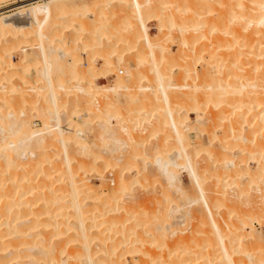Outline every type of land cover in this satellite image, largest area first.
I'll return each mask as SVG.
<instances>
[{"label":"bare ground","instance_id":"1","mask_svg":"<svg viewBox=\"0 0 264 264\" xmlns=\"http://www.w3.org/2000/svg\"><path fill=\"white\" fill-rule=\"evenodd\" d=\"M81 1H83V0H80V1L79 0H36L34 2L29 3L28 4L29 6L26 7V10L28 13L27 14V16H28L27 21L23 22L21 20L20 21H16V20L9 21L8 20V22L7 21L5 22L6 25L7 24L11 25V27H13V29L25 26L27 28L26 32L31 31L33 25L35 26L34 30H35V33L37 34L38 38H39V42L37 41L38 45H36V46H35V44L33 45V43H32V45H33L32 49H33V51H35L37 49L34 50V48L37 46L39 47V50H38L39 55L36 58L40 57L41 64H43L42 65L43 68H41L39 65V67L41 68V70L39 69L40 70L39 72L40 73L44 72L43 75H45V76H43V79L45 77L46 80L44 79L45 82L44 81H42V82L46 83V85L44 87H42L43 86L42 85L41 86L42 88L40 87L41 88L40 90L35 89L33 87L35 85L30 86L29 89L35 91L36 95L42 96L43 97V98L41 97L42 100L44 99V101L48 103V106H45V110H43V108H44L43 105H45L47 103H44V104L42 102L40 103V104H43L42 105L43 108L41 107V109L43 110L44 118L43 117L41 118L42 119V122H41L42 125H40L38 127L34 126L33 121L29 117L26 118L22 115V114L26 113V109H28V107L24 108L25 112H23L24 109H23L22 104H21V106H22L23 110L22 109H20V110L15 109L17 104H20L21 102L23 103V101H25L27 99L26 97H24V94L25 93L27 94V92H25V93L22 92L23 94H21V95L19 94V96H18V94L14 95L12 93H9L10 90H14L16 85L14 86V88H12L13 86L11 87V85H6V84H4V82H7V81L9 82L10 80H7V79L12 78L13 77L12 75L18 73V71H16L14 69L16 62L9 61L10 59L8 58L9 62L8 61L7 62L8 63L11 62V64H13V67H14V68H12L13 70L11 72H10V70H9V72H6L7 70L5 72L0 71V264H262V262L260 263L258 261L259 259H262V257L259 259H258V257L264 256V242L260 240V239L264 240V238H262V237L259 238L261 236L260 235L261 233L260 234L258 233V235H257L256 232H260V231H258V229H256L255 223H259L260 225H264V66H263L264 65V0H252L253 5L249 6L247 8V13L242 15V17L245 18V22L241 23V24L239 23L240 25L238 27L237 26L233 27L234 31H232L233 29L232 30L228 29L227 26H222V28H224L222 30V34H225V32H227V33L223 36H222V34H220L219 36H217V34H216L215 38L210 39L209 45L207 44V46H208L207 48L205 46V48L202 49V44L196 45V41L198 42V40L203 38L204 35L207 36L208 35L207 33L210 32V30H213L212 25H214V26L219 25L220 26L221 25L220 23H222V20L224 21V19H222L223 18L222 15L220 16L221 17L220 19L217 16H216V18H218V19L213 18V19H215V21H218V22H216L218 24H216L215 22L213 24L211 21L212 25L209 24V28L207 27V30L204 28L206 31L204 29H200V32L198 33L197 37L195 36V38L193 40L192 39L190 40L192 42L188 41L186 36H182L180 38V41L178 40L180 42V46H179V51H178V53H175L176 54L175 56L171 51H169L170 48H168L167 44L164 45V43H161L159 45L157 43V41L150 35V32L147 28L148 26H146L145 20H147L146 17H148V18L150 17L151 13H152V15L154 14V16H155V12L157 11V10H155V12L153 13L152 10H154V9L152 7L150 9L151 11L149 12L147 6H148L150 0H124V1L119 0V1H123L122 2L123 4H124V2H127V4H129V3L131 4V6H132L131 11L132 12L129 10L131 12V13L130 12L129 13L131 15L132 14L134 15V16L132 15V17H133L132 19H134V20H132L130 17L127 16L128 13L126 11H125L126 14L122 13V15L127 16L125 18L129 22L130 21L135 22V24L137 26L135 24L133 25V29L135 30V31L133 30V33H135L134 35L136 37L137 36L139 37L138 41L134 40L132 42V39H133L132 37L134 35L132 36V31L130 29L129 34H130V36H132V37L129 36L130 41H128V39L126 37V36H128L129 31L126 33L125 37H123L124 35L122 36V40L129 42V44H130V42H132L133 44H131V45L133 47L135 45L134 43H136V42L137 43L139 42L140 44L144 45V47L139 45V47H141L140 48L141 50L139 53H136L137 55H135V53H133V52H135V50H133L131 47V49L133 50L132 54L137 56V59L136 58L133 59V57H134L133 56L130 60H133V62L136 63L137 61L141 60V58H142V60H144L148 56H150L149 57L150 59L152 58L151 60L153 62H152V66L150 68L153 69V72H152L153 74L149 73L150 75L152 74L151 77L149 76L150 77L149 79H151L150 81L148 80V76H146V74H144L146 71H144V73L140 72L141 69L138 66L141 63L138 62L139 64L138 65L136 64L137 67L135 66L134 63L132 65L129 63L130 62L129 58H130L131 52H130V55H128L129 56L128 57L127 55H125L123 53V49H119L118 51L113 49V47H115L114 44L112 46L110 45V47L105 46L107 49L112 48L111 50H106V48L104 47V50H106V51H103L102 50L103 48H101V49L99 48V50H100L99 51L97 49L98 45L95 46L98 53L101 52L100 55L103 58L102 59L103 62L101 61L100 64H102V65H99V63H98V59L100 57L98 56V59H97V57H93L94 55L92 53L93 56L89 58L88 65H86V67L85 66L81 67V65H80L81 61H77L79 50L77 51L76 48H78L80 45H82V42H86V41H81V44H78V42H77V43H75V46L73 43L71 51L68 53V51L70 49V48H68L69 47L68 45H70V47H71L72 43H70L71 41L69 42L66 39H64V37L62 36L63 35L62 33L64 30L70 31L71 29L77 28V32H75L76 37H74L75 36V33H74L73 39L81 37V34L78 31L82 30L81 27L84 24L86 25V22H84L85 20L83 21V19L78 17L79 15H77V14L80 11L83 12V10H85L87 7H89L88 6L89 2L87 3L88 0L83 1V2H86V4L85 3L83 4V2L79 3ZM89 1H91V0H89ZM92 1L94 3L98 2L99 5H101V6L104 5L106 7V4L108 2H105V1H110V0H104V1L103 0H92ZM170 1L172 2V0H170ZM189 1H192V0H189ZM102 2H104V3H102ZM109 4L110 3L107 4V7ZM198 4L203 5L204 3H198ZM112 5H110V6H112ZM194 5H197V4L194 3ZM101 6H98V8H97L98 10L95 12V14L97 13L98 15L96 14L93 18L97 21L100 20V21L105 22V20H107L106 22L108 24L109 23L108 20L110 18L108 19V17H107V19H105V20L101 19L102 15L104 13L106 14L105 9L107 7L105 8L104 6L103 7H101ZM171 6H172V4H171ZM128 7H130V6H128ZM177 7L178 6H176V8ZM187 7H189V6H187ZM122 8H124L123 5H122ZM160 8H161V6H160ZM165 8H167V7L165 6ZM179 8H181V7L179 6ZM100 9L104 10V12L101 10L103 12V14H101ZM158 9H159V7H158ZM161 9H160V12H162ZM187 9L189 11V8H187ZM119 10H120V8H119ZM197 10L198 9H196V11ZM178 11H179V9L177 10V12ZM21 13H22V11H21ZM157 13L159 14V16H160V14H163V12L162 13L157 12ZM157 13H156V15H158ZM193 14H194V12H193ZM219 14H220V12H219ZM219 14H218V16H219ZM110 15H112V13H110ZM5 16H6V14H2L0 16V20L4 19ZM159 16H157L156 18H160ZM162 16H164V15H162ZM94 19H92V23H93ZM111 19H112V17H111ZM161 19L163 20L162 17H161ZM166 19L168 21H166ZM197 19H198V17H197ZM202 19L200 16V19H198L196 21L198 24L197 23L193 24V25L190 24L191 26H188L189 25L188 24L186 26H188V28H189V27H196L198 25L197 27L199 28V26L204 24V23L202 24V22L206 21L205 19H203V20ZM162 20H161L162 24H164L163 21H165V23L169 22L170 26H171V23H173L170 18H167V16L165 17V20H163V21ZM1 21L4 23V20H1ZM87 22H88V20H87ZM104 22H102V23H104ZM116 22H114V23L119 25L117 20H116ZM129 22L124 23V27L126 24L129 25ZM188 22H186V23H188ZM102 23L99 22V26H96V28L99 29L100 25L102 26ZM161 23H159V26ZM199 23H201V25ZM89 24H91V23L89 22ZM116 24H114V25H116ZM121 24H122V22L120 23V25ZM162 24H161V26H163ZM166 24H168V23H166ZM93 25H94V23H93ZM130 25H131V23H130ZM84 26L82 28H84ZM87 26H88V24H87ZM154 26H156V25H154ZM28 27H30V28H28ZM5 28H3L2 25L0 24V35L6 31ZM8 28H10V26H8ZM78 28H80V30H78ZM88 28H89V26H88ZM88 28H86V29H88ZM90 28H91V25H90ZM96 28L93 29V32L91 34H93L94 30H95L96 33H98L96 35H99V37H100V34L102 32L100 29H102V28H100L98 32H97ZM105 28H106L105 31H109V29H107V27H105ZM167 28H168V26H167ZM179 28H180V26H179ZM19 29H17V32ZM122 29H123V27L121 26L120 31ZM184 29L186 30L187 28H184ZM9 30H11V28ZM117 30L119 31V28L116 29L115 32ZM110 31H112V29H110ZM12 32H13V34L17 35L16 30H15V33H14V31H12ZM81 32H84V31H81ZM99 32H100V34H99ZM103 32L101 35L106 34L105 32L103 34ZM115 32H114V34H115ZM122 32L123 33H121V32L120 33L125 34L124 31H122ZM86 33H89V31ZM230 33L232 34L231 35L232 39L234 38L235 40L237 37L239 38V36H241V41H242L241 43H243L246 46V49L244 48L245 50H242L238 46V48L236 50H234L233 52L231 51V53L228 54V55H230L229 57L231 58V60L229 59V61H230L229 64H227V63L226 64L225 63L219 64L220 61H219V63L217 61L218 65L212 70L208 69L209 67L208 68L202 67V71H200V69L197 70V68H195L194 71L192 70L194 72V74H192L191 80L193 79V81H191V82H189L190 80L182 81V80H185L184 78L189 74V71L192 73V71L189 70L192 68V67L191 68L189 67V65H191L190 59H193V61L194 60L198 61V63L200 61L201 66H204L202 61L205 60V61H207V63L209 61H211L210 58L213 57L215 48H219L222 44L228 46V43H229L228 41L230 39L228 37V35H230ZM13 34H12V36H13ZM28 34L29 33H27V35ZM173 34H175V33H173ZM25 35H23V36L25 37ZM93 35L95 36V34H93ZM93 35H89V36H93ZM179 35H180V33H179ZM116 36L118 37V34L115 35V37ZM2 37H4V35ZM86 37H87V35L85 36V38ZM93 37H90V39ZM140 37H142L141 38L142 40L140 39ZM172 37H174V36H172ZM189 37H190V35H189ZM207 37H209V35ZM123 38H126L127 40L123 39ZM10 39H12V38H10ZM16 39L18 40V38H16ZM16 39H14V40L16 41ZM80 39H83V38L81 37ZM90 39L88 38V41H90ZM94 39H95V37L93 38V40ZM118 39H120V38H118ZM85 40H87V39H85ZM88 41H87V46H88ZM29 42H26V44H28ZM92 42L90 41V43H92ZM115 42H117V41H115ZM179 42H178V44H179ZM120 43H118V45ZM22 44L23 43H21V46H22ZM84 44H85V46H84ZM84 44L82 46L86 47V43H84ZM92 44H94V42ZM106 44L108 45V43H106ZM138 44H136V45H138ZM243 44L241 46H243ZM118 45L116 48H118ZM171 45H172V43H171ZM89 46H91V44ZM103 46H101V47H103ZM28 47L30 48V46H28ZM83 47H82V49H83ZM95 47L92 48V50H95ZM161 47L167 48L169 51V53L163 54L162 55L163 57L161 56L162 57L161 59L164 60V55H166L169 58L171 56V58H170L171 60H173V58L175 57V61H174L175 63L174 62L171 63V66L169 65L171 60H169V58L165 59V61L168 63V66H167V71L165 69L164 70L168 73H165L164 71H162L160 68L161 65L159 66V63H157L158 61H156V59H154V55L156 54L157 50ZM13 48L16 50V45L7 46L5 44L2 47H0V56H2L1 59L3 58V56H4V58H7L6 55L8 53L10 54L13 52V54H14L15 52H14ZM17 48H18V45H17ZM80 48H81V46H80ZM232 48L233 47H231V49ZM21 49L22 50L26 49V47H24V44L21 47ZM32 49H31V51H32ZM126 49H127V47H126ZM167 49H165L166 52H168ZM112 50L113 51L115 50L116 52L112 53L111 52ZM176 50H178V49H176ZM23 51H21V52H23ZM87 51H89L88 55H91L90 50L87 49ZM165 51L163 52V50H162L163 53H165ZM17 52H18V50H17ZM94 52L97 53L96 51H94ZM109 52H111L113 55H111V53H109ZM162 52H160V53L162 54ZM170 52H171V54H170ZM68 54H71V58H72L69 61L65 60V59H67L66 56ZM141 54L142 55L145 54V57L144 58H143V56L140 57ZM220 54H221V52H220ZM240 54L244 55V57H243L244 61H245L244 64H246V63L250 64V65L248 64L249 65L248 67H245V68L241 67L242 66L241 64L243 62H242V58H240V56H239ZM24 55H25V52H24ZM114 55H115V58H112V56H114ZM121 55H123V56L121 57ZM33 57H35V56H33ZM79 57H80V55H79ZM116 57H117V59H116ZM119 58L121 60L123 59V61H125L126 65H122V64L120 65L119 62H121V61L116 62V63L112 61V59L118 60ZM126 58L129 60V62ZM149 58H147V59H149ZM213 58H212V60H213ZM1 59H0V62H1L0 65H5L6 63L4 64V62H2V60L4 61V59H2V60ZM11 59H12V57H11ZM24 59H26V58H24ZM215 59H214V61H215ZM221 59H222V57H221ZM37 60L38 59H35L34 65L32 63L33 66H35V64L37 63ZM62 60L68 61V63H69L68 66L67 65L65 66L68 70V71L65 70V72L70 73V75L68 74L70 80H69V78H66L68 80L67 82H71L69 87L65 86V84H67V83L64 84L66 79L62 78L65 75L61 76V74L63 72L61 73L59 71L61 73L59 75L58 71L56 72V70H54L57 67L56 66L54 68V66H55L54 63L58 62L57 65L59 67V65H60L59 62H61V64H63ZM158 60H159V58H158ZM168 60H169V62H168ZM131 63H132V61H131ZM209 63H211V62H209ZM27 64L28 63L21 64L22 66H21L20 70L24 71L26 66H28L30 63L28 65ZM147 64H150V63H147ZM162 64H163V62H162ZM174 64H176V66H179L178 67L179 75L177 74L178 76H175L173 69H171L172 66L174 67ZM166 65L164 66L165 68H166ZM6 66H8V64ZM9 66L11 68V65H9ZM17 66H19V64ZM61 66L62 65H60L59 68H61ZM115 66L117 68L119 67V69H117L118 74L116 73L117 77L115 76L116 80L114 78L112 80V83L110 81H108L107 85H106V83H105V85H102L104 83H99L98 77L100 75H98V74L104 70L106 71L107 69L111 70V68L113 69V71H116ZM191 66H193V64ZM58 67L56 69L59 70ZM120 67L123 69H121ZM164 67L162 66V68H164ZM168 67H171V68H168ZM2 68L4 69V66ZM2 68H1V70H2ZM101 68H103V70ZM137 68L139 69L138 71L140 72V73L138 72V74H136ZM212 68H213V66H212ZM42 69H44V71ZM50 69L51 70L53 69V73H55V72L57 73V75L55 73L56 77H54V78L52 77L53 74L50 73V71H51ZM63 69H64V67H63ZM147 69H149V68H147ZM23 71H21V72H23ZM21 72H20V74H21ZM120 72H121V75H120ZM124 72L126 73V75ZM127 72H129V74H130V72L132 74L135 73L136 75L134 74L132 77L131 76L132 74L129 75ZM37 73H38V71H37ZM103 73H101V75ZM83 74H85V75H83ZM86 74H87V77H86ZM123 74H124V76H123ZM180 74L181 75L183 74L182 75L183 77ZM41 75H38V76H41ZM68 75H66V76H68ZM93 75H95V76H93ZM14 76L18 77L17 74ZM103 76H105L104 78H106L105 73ZM128 76H130V77L128 78ZM168 76L172 77V79L174 81L172 84H169V82H167L166 78H169ZM83 77H84V79H85V77L87 79V82L85 80L86 85H83L84 81L81 82V80H83ZM181 77L183 78L182 80H181ZM187 77L190 78V76H187ZM187 77H186V79H187ZM39 78H41V77H39ZM4 79H5V81H4ZM36 79H38V78H36ZM172 79H171V81H172ZM195 79L198 81H196ZM22 80H24V79H22ZM143 80H148L150 83L149 82L148 83H142ZM178 80H180V82ZM118 81H120V82H122V81L126 82L127 81L130 84L121 83L123 85L122 86V85H118V83H116ZM42 82H41V84H43ZM132 82L134 84H132ZM30 83L32 84V82H30ZM30 83H28V84H30ZM20 84H21V82H19V85ZM33 84H35V83H33ZM12 85H14V84H12ZM37 85H38V83H37ZM179 87H181V88L184 87L186 89L181 91L182 89H180ZM122 88L125 91H120V90H122ZM178 88H179V91H177ZM187 88H189V89H187ZM19 89H20V87H19ZM60 89L64 90L63 92L66 94H67V92H68V94L70 92L71 93L73 92V94L75 92H77L74 90L69 91L71 89L79 90V92L81 91L82 95H80V96L82 97V100L85 103V106H84L85 108H84V111H82L83 108H82V110L80 108L82 106H79L81 104H78L80 109L79 108L75 109V111L79 113L78 115L79 116L81 115L78 119H74L73 115L71 118V116H70L71 112L68 113L69 114V115H67L68 117L64 118V112L66 113L67 107H65L66 106L65 104H64L65 106L62 105L64 103L63 101H61L62 103L60 102V105L64 106V107H62V111H61V109L60 110L58 109V106H60V105H58L59 104L58 103L59 102L58 96L60 94L59 93ZM146 89H149L150 91L148 93L147 92L143 93V90H146ZM31 90H30V92H31ZM99 92H101V93H99ZM158 92L161 94V96H159V94H157ZM61 93H62V91H61ZM71 93H70V95H71ZM151 93L153 95H150ZM66 94L64 96H66ZM101 94H104V96L106 98L102 97L99 100L97 98V96H101ZM143 94H144V96L142 98H145L146 103H148V104L149 103L153 104V102L158 97H161L163 99V101L165 102L164 104H166L164 107L166 112H164V109H163V112H160V113H164V114L166 113V114L163 115L161 117L162 119H160V120L162 123H165V125L166 124L171 125L173 130L176 132V133L175 132H173V133L176 134L177 140L179 142L178 146L179 145L180 146H179V148L178 147L175 148V150H173V151H172V149H171V151H169L170 148L167 151V150H164V149L159 147V148H154L152 152L146 151L144 153L142 151L143 149L142 150L141 149H135L136 151L133 150L129 154L125 155L126 156L125 158H128V161L125 164V167L130 169V168H133L132 166L138 165V164H136L137 162H135L134 160L136 159V161H138V159H141V155H143L141 160L145 161V159H146V161H145V164L143 161L144 165L141 167L142 170L144 167H146V165H147V167H148V165H152L154 170L151 168H149V170H146V171L144 170V172L142 170H140L143 175L139 174V176L147 179L146 176H148L151 172H153L151 174H154V175H155V173H158L165 180L166 187H168V188L171 187L173 190L175 188V190L177 189L178 191H181L183 194H185L184 196H186V194L188 196V200H186V202H183L182 201L183 199H182L181 202H179V203H178V201H175L174 204L173 203L170 204V202L168 200V202L170 204V206L168 208L165 205H163L161 200H160L158 202V205H155V204H154L155 206L153 205L151 211L149 210L151 208V206L149 207L148 210L146 208L147 206L143 207V209H141V207H139L142 204L141 198H136L133 201L131 200L130 202L127 203L124 200L125 197H123V198L121 197L123 195L122 194L123 192L119 193L120 195L122 194L121 196L117 192V190H119V189H117L119 186V188H121V189H126V190H124L125 192L128 191V193L126 192L123 196H125V195L130 196V192L133 190V187L139 181L140 182L142 181V180H140L141 178L136 177L137 173L138 172L140 173V171H138L140 169L139 168L140 166L139 167L136 166L138 169L135 167V169H137V171H138L137 173L134 172L133 174L130 173L129 175H125V173H123V175L125 176V177H123V179H120V178H122V176L120 175V173H118L119 176H117V175L116 176H117V178L120 177L119 178L120 182L118 183V181L115 182V180H111V181H113L111 183L113 185H110L107 187L105 186V188L108 189L107 191H105L103 188L95 187V186H97V185H94V183H96V182L92 183L91 180H89L90 182L82 180V179H84V177L81 178L83 175L79 176L80 178L77 177L79 174H81V173H79L80 171L83 172L85 169L88 168V167H84L87 164L85 165V163H84L85 159L84 158L82 159L80 157V155L82 156V154H86V156L87 155L89 156V158L91 160V162L89 164L90 165L89 168H92L93 163L96 160H98V158H102L101 157L102 155L94 154L92 152L90 143H92V145L93 144L98 145V143H99V146L101 144L104 147H106V145H107L106 139H108V136L106 138L105 135H102L100 138V142L102 141V143H100V142L94 143L93 142L94 138L91 137L92 142L89 143L86 139L87 134L85 136L86 131H85V128L83 126H85V125L87 126L89 123H91V125L90 124L89 125L92 127L94 125V121L93 122H91V121H92V118H94V117L98 118L97 122L99 121V124H102L105 127L108 125L110 126V124H112V123H110L109 120L113 116V114H114V119L118 118V119L122 120V116L120 115V111L118 109L117 110L113 109V108H117L118 104L120 103L121 97H119V96L122 95V96L128 97V98H130V101H131L132 98L133 99H135L134 97H136V99L140 98L141 97L140 95H143ZM27 95H28V97H29V95L31 97L33 94L31 93V94H27ZM27 95H25V96H27ZM71 96H73V95H71ZM72 98H74V97H72ZM34 99L36 101V97ZM38 99H39V97H38ZM77 99H79L78 95H77ZM77 99H76L75 103L77 102ZM60 100H62V99H60ZM190 100L194 101V103H195V105L193 104L194 107L191 104L189 105L188 101H190ZM64 101L66 104L69 103V102H66V99ZM174 101L177 102V106L175 103L174 108H173V104L171 105V103H173ZM28 102L32 103L30 100ZM71 103L73 106L74 103L72 101H71ZM78 103H80V102H78ZM121 103H122V101H121ZM144 104H142V106H141L142 107L141 110H143L142 111L143 113L141 112V110L137 111V113H139V114L142 113V115L138 118H135L136 120L134 121V123H141V122L143 123L146 119H147L146 121H150V120H148V118L150 119V115H152V113H155L156 110H154V109H156V108L154 107V104L151 105L150 107L148 106L149 108H144L145 107ZM158 104H156V105H158ZM210 104H212V105H210ZM34 105H35V103H34ZM124 107H126V106H124ZM18 108H19V106H17V109ZM63 108H65L64 109L65 111H63ZM119 108H121V107H119ZM138 108L140 109L139 106H138ZM70 109L67 110V112L70 111ZM188 109H189V111H188ZM152 110H154V112H152ZM33 111H37V108ZM188 112H195L196 133H195L194 137L196 138V145L193 144L195 147L190 144L192 140L190 141V139L189 140L187 139L188 141L187 140L183 141L182 136L184 134L182 135V133L185 132V129H183L184 131L182 130V132H181L180 129H182V127L179 126V125H181V126H183V128H186L187 130H189L190 125H189L188 121L190 118V116H189L190 114ZM160 113L158 112V114H160ZM28 115H30V113ZM153 115H152V117L154 118ZM65 116H66V114H65ZM137 116H139V115H136V117ZM52 118H54V122H52L53 121ZM62 118L65 119L64 123L61 122V121H63ZM50 119L52 121H50ZM129 119H131V117ZM143 119H144V121H143ZM123 121H125V120H123ZM154 122H155V120H154ZM119 123H120V121H119ZM123 124H126V123H123ZM89 125H88V127H90ZM116 125H118V124H116ZM200 125H204V127H202V128H206V129H204V131L207 130V132H208L210 130L209 132H211V133H210V136H208V141L205 140L204 137L201 135V132H203L202 131L203 129L201 128ZM104 126H103V128H104ZM121 126L124 129H125V127H127V125L126 126L121 125ZM139 126H140V124H139ZM160 126L162 127V124H160ZM88 127H86V128H88ZM95 127L96 126L94 125V128ZM98 127H100V126H98ZM164 127H162V128H164ZM179 127H180V129H179ZM94 128H92V131L97 129V128H95V129ZM124 129H122V130H124ZM101 130H103V129L101 128ZM107 130H109V132L111 131V134H108V135H110L109 137H111V135L113 134L114 131H112L108 128H107ZM107 130L104 132H108ZM156 130H160V129L158 127L157 128L152 127V129L148 133L152 134ZM164 130H166V129H164ZM192 130H194V129H192ZM87 131H88V129H87ZM89 132L90 131H88L87 133L89 134ZM158 132L156 134H159ZM207 132H205V133H207ZM92 133H91L92 136L93 135L96 136V134H94V133L92 134ZM97 133H98V131H97ZM129 133H131V132H129ZM144 133H146V132H144ZM186 133L187 132H185V135H186ZM175 134H173V135L175 136ZM121 135H123V134L121 133ZM150 136H152V135H150ZM168 136H167V138H168ZM135 137H136V134H135V136L132 137V139L130 138L131 143H133L132 145H133V147L135 146V148H138L140 146L143 147V145L145 143L144 140L146 141V139L147 140L149 139L147 136L142 137L140 139L135 138ZM185 137L189 138V134L187 133V135ZM194 137H193V139L195 140ZM218 138H219L218 141L217 140L214 141V139H218ZM108 140L111 141L110 139H108ZM55 141H57L58 145H60L61 152H59L60 151L59 147H58L59 150H57V147L52 149V147H54V145L56 144ZM116 142H117V140H116ZM118 142H120V140ZM149 142H150V140H149ZM166 142L167 141H166V137H165L162 139H158V140L154 141L153 143L155 144V147H156V145L161 144V143L165 144ZM193 143H195V142H193ZM72 144H74L75 147L72 146ZM121 144H122V142H121ZM187 144L192 146V147H190V146L189 147L194 148V150L193 149H191L192 151L188 150L186 147ZM50 145H51V147H50ZM128 146H129V144H128ZM45 147H47V149H43ZM111 147H112V145H111ZM114 147H113V149H114ZM146 147H143L144 150ZM122 148H123V146H122ZM50 149H52L53 154L55 152L58 156L50 158L51 155L50 154L48 155V153H46L47 150H50ZM113 149L109 150V151H113ZM128 149H130V148L128 147L127 150ZM97 150H98V147H97ZM129 151H131V149ZM141 151L143 154H141ZM92 153H93V155H92ZM98 153H101V152H98ZM77 154H80V155H77ZM112 154H115V153H112ZM137 154H139V156ZM121 155H122V152H121ZM99 160H100L99 163L101 164L102 159H99ZM117 160H119V159H117ZM107 161H109V160H107ZM133 161L135 162V165H134ZM86 162H87V160H86ZM110 162L111 161L106 162L105 165L110 163ZM122 165H123V163H122ZM94 166H95V163H94ZM22 168H24L25 170L22 171L21 170ZM89 168L87 169L88 171L91 170V169L89 170ZM95 168H94V170H96ZM112 168L113 167H111V169ZM123 168H124V166H123ZM114 169H117V166ZM114 169H113V171H114ZM121 170L119 172H121ZM183 170H186V172L188 173V175L190 177L189 180H191V182L193 181L192 186L194 184L197 187L195 194L194 193L191 194L189 192L191 194V196L188 195V191H187V193H184L182 186L180 185V182L183 179L181 177L180 172L181 171L183 172ZM91 171H93V170H91ZM99 171H100V169H99ZM99 171H98V173H99ZM134 171H136V170H134ZM101 172H103V171L101 170ZM135 173H136V175H135ZM37 175L43 176V178H40V176H39V178L43 180V183L38 188H36L37 183L36 182L34 183L33 182L34 180L32 181V179L34 177H36ZM91 175H92V173H91ZM129 176H131V177H129ZM208 176L213 177V182H212L213 184L211 183L208 186H204L203 181ZM104 177L105 176H100L99 178L101 180L104 179V181H105L106 177L105 178ZM152 177H153V175H152ZM85 178H86V176H85ZM57 180L60 182H56ZM121 180H122V182H121ZM152 180H150V181H152ZM22 181H25L24 183L27 184V188L25 190L24 189L26 187L25 186L23 189L22 188L21 189L28 192V194H33L32 197H30L29 195L23 196L24 192L21 191V189H20V187L24 186V183ZM54 182H55V184H53ZM116 183H118V184H116ZM162 183H163V181H162ZM231 183H233V185L235 184L236 188L234 189L232 187L233 190L231 188L230 189L231 191L230 190H228V191L224 190V186L226 184L229 185ZM102 184H103V181H102ZM150 184L153 185L154 183H150ZM43 186L45 188H43ZM192 188H194V187H192ZM167 190H170V188ZM191 191L193 192V190H191ZM252 191H253V193H252ZM157 192H158V190H157ZM34 193H36V196L34 195ZM154 193H153V195H154ZM248 193L252 197H250V195ZM245 194H247L250 198H248V196H247V198H248L246 201L247 207L241 208L239 206L240 203L235 204V203H237L236 199H239V197H241V195H243L245 197ZM166 195H167V192H166ZM180 197L183 198V196H180ZM143 199H144V197H143ZM177 199L180 200L179 198H177ZM243 201H245V200H243ZM145 202H147V201H145ZM155 202H157V201H154V203ZM194 202H196L197 208L192 207L193 208V209H191L192 212L193 213L196 212L198 219L206 218L205 220H202V224H200V225L203 226L204 223L207 224L209 222V224L212 226L213 230L217 234V238H218L217 240H218L219 245H220V247L218 249L220 250V248H221L220 252H221L223 258L225 259L224 263L218 262V261L214 262L215 260L209 261L210 263H207V260H205L206 262H202L200 260L202 263H196V262L193 263V260L195 261L196 259H193L190 257L188 258L187 255H184V256H187L184 258H180L181 256L179 257V252H177V249H176L177 245H175V248L174 247H170V248L168 247L169 249L165 253L164 252H158L159 250H157V252H152V251L147 250L148 252L146 254H142V255H147V256L140 257V254H137V255H139L138 258H131L130 257L131 259L128 260L125 256H124L125 257L124 258L122 255L125 252H127L126 253V255H127L128 251H130V253H131V251H133L135 249H133V248H130V249L127 248L126 249L125 248V250H124V247H123L122 251L119 250L116 252V248H118V247H115V245L112 243H110V244L108 242L106 243V241H105V239H109V238L112 240L113 239L112 238L113 233H115V232H119V234H120V237H118L116 239V242L126 241V239H128V237L130 236V233L132 234V233H135L137 231V229L135 230L136 226L143 225L144 223L146 224V222H147V225L150 224L154 228H156L158 230V232L163 236L166 234H173L174 235L173 241H178L180 239L185 240L187 238V237H185L187 235L185 232L186 230L182 229L183 227L177 228V224H180V222H185V219H184L186 217L185 215H187V213L188 214L191 213L190 210L188 209V206H189V208H191L190 205ZM144 204L145 203L143 202V205ZM147 205L149 206L148 203H147ZM192 205L195 206V204H192ZM222 207H226L225 210H223L224 208L222 209ZM155 208L157 210H154ZM165 208L168 210L166 211ZM195 209H196V211H195ZM178 210H179V213H176V211H178ZM180 210H182V212H180ZM232 211H235V212L239 211V213L236 214V219H231L232 218L231 217ZM232 214H234V212H232ZM194 218H196V216H194ZM233 218H235V216ZM182 220H184V221H182ZM131 221L134 223L132 226H131V224L129 225V223ZM200 221L201 220H199V222ZM203 221H206V222L203 223ZM186 222H187V219H186ZM189 222L193 223L192 221H189ZM185 224L183 223L182 225H185ZM197 224H198V222H197ZM192 228L194 229V227H192ZM212 228H211V230H209L210 232L212 231ZM193 229H191V230H193ZM187 230H190V229H187ZM225 230H226V232H225ZM144 231L146 234L148 233V231L146 232L145 228H144ZM205 231H206V229H205ZM152 232H153V230L149 233H152ZM182 232H185V233H182ZM198 233H200V232L198 231ZM160 234H158V235H160ZM207 234H208V232H207ZM246 234H248L251 237L253 236V237L252 238L249 237V239L247 241H246L247 238L245 237V241H244L243 236H247ZM194 235H196V234H194ZM117 236H115V237H117ZM163 236H162V238L164 239ZM210 236H211V234H210ZM263 236H264V234H263ZM137 237L134 236V238L132 240H136L139 238V237L138 238ZM139 239H141V238H139ZM205 239L207 240V238H205ZM149 240H151V239H149ZM157 240H158V237H157ZM136 241H140L139 243H141V244L143 242V241L141 242V240H136ZM159 241H161V240H159ZM189 241H191V240H189ZM100 242L102 243V245H100ZM150 242L152 243V241H150ZM215 242L213 243L214 245H216ZM146 243H148V240ZM186 243H187V241H186ZM209 243H211V241ZM252 243H260V246L257 247L256 246L257 244H255L256 247H253ZM180 244L183 245L182 243H180ZM197 244L199 245L200 242ZM249 244H250V246H249ZM261 244H263V246ZM122 245H123V243L120 246H122ZM246 245L249 246L250 249H248V247H246ZM120 246H119V248H120ZM157 246L160 247V246H162V244L160 245V243H159V245H157ZM192 246H194V245H192ZM209 247L213 248L212 245ZM243 247L247 248L249 251H245L243 253V251H244ZM179 248H180V246H179ZM184 248L186 249V247H184ZM188 248L189 247H187V249ZM213 249H215V248H213ZM192 250H193V247H192ZM172 251H173V253H171ZM214 251H217V250L215 249ZM214 251H212V252H214ZM142 252H145V250ZM212 252H211V254H212ZM232 252L239 253V254L241 252V254H244L245 258H242L241 260L240 259L237 260V256H236V258L233 257ZM134 253H137V252H134ZM185 253H187V252H185ZM195 253H196V251H195ZM197 253L199 254L200 252H197ZM191 254L193 255L192 252H191ZM172 255L173 256L175 255V257H173ZM218 255H220V254H218ZM218 255H215L216 257H213V258L214 259L219 258ZM204 256L207 257V259L211 260V258H209L211 255H209V257H208V255L204 254ZM241 256H243V255H241ZM172 257H173V259H172ZM213 258H212V260H213ZM239 258H240V256H239ZM260 261H262V260H260Z\"/></svg>","mask_w":264,"mask_h":264},{"label":"rangeland","instance_id":"2","mask_svg":"<svg viewBox=\"0 0 264 264\" xmlns=\"http://www.w3.org/2000/svg\"><path fill=\"white\" fill-rule=\"evenodd\" d=\"M34 1H36V0H0V16L2 15V14H6V16L4 17V19H1V20H4V23L0 20V24L2 25V27L3 28H5L6 29V31L3 33V34H1L0 35V47H2L3 45H7V46H10V45H16V50L13 48V50H14V54H13V52L12 53H8L7 55H6V57L7 58H4V56H3V58L2 59H4V61L1 59V57L2 56H0V59L2 60V62H4V64L5 65H0V71H2V72H5L6 70V72H9V70H10V72L13 70L12 68H14L16 71H18V73H16L17 75H18V77L17 76H14V75H16V74H13L11 77L12 78H9V79H7V80H10L9 82L7 81V82H4L5 81V79H4V84H6V85H11V87L12 88H14V86H15V88H14V90H10V92L9 93H12V94H18V96H19V94L21 95V94H23V93H25V92H27V94H33L31 97H30V95H29V97H28V95L25 93L24 94V97H26L27 99L25 100V101H23V103L21 102L20 104H17L16 105V110H20V109H22V106H23V109L24 108H27L28 107V109H26V113H24V114H22L24 117H26V118H30L32 121H33V123H34V126H36V127H38V126H40V125H42V117L44 118V113H43V110H45V106H48V103L47 102H45L44 101V99L42 100V96H38V95H36V93H35V91H33V90H31V89H29V87L30 86H33V85H35V86H33L35 89H38V90H40L42 87H44L45 85H46V83H44L45 82V77H44V79H43V76H45V75H43V73L44 72H42V73H40L39 71L41 70V68H43L42 67V65L43 64H41V60H40V57L39 58H36V57H38V55H39V53H38V50H39V47L37 46V47H35L36 45H38V42H39V38H38V36H37V34L35 33V30H34V28H35V26L33 25V27H32V30L31 31H27L26 32V27L25 26H22V27H19V28H14L13 29V27H11V25H9V24H7L8 26H10V28H11V30H9L10 28H8V26L5 24V22L7 21L8 22V20L9 21H14V20H16V21H23V22H25V21H27L28 19H27V10H26V7L27 6H29L28 4L29 3H31V2H34ZM80 1V0H79ZM84 1V0H83ZM83 1H81V2H79V3H82ZM87 1V0H86ZM104 1V0H103ZM112 1V2H111ZM124 1V0H123ZM123 1H119V0H110V1H105V2H108V3H110L109 5H108V7H107V4H106V9H105V11H106V14L104 13L103 14V12H104V10L103 9H100V11H101V14H103L102 15V20H105V19H107V17H108V22L110 23H108L107 24V20H105V22L104 21H100V20H98L100 23H102V22H104V23H102V26L100 25V28H102V29H100L102 32L104 31L106 34H104V32H103V34L104 35H101L102 34V32H101V34H100V32H99V34H100V37H99V35H96V34H98V33H96V31L94 30V33L93 34H95V36L93 35V34H91L92 32H93V29H95L96 28V26H99V22L97 21V20H95L93 17L97 14H95V12L98 10L97 8H98V6H101V5H99L98 4V2L97 3H94L92 0L91 1H87V3L89 4L88 6L89 7H87L85 10H83V12H79L77 15H79L78 17H80L81 19H83V21L84 22H86V25L84 26V28L86 27V28H88V26H89V28H90V25H91V28L89 29H84V28H82L81 27V29L82 30H80V28H78V30H80V31H78L80 34H81V37L83 38V39H80V38H74L73 39V36H74V33L75 32H77V28H74V29H71L70 31L69 30H64L63 31V37H64V39H66L67 41H71L70 43H72L71 44V47H70V45H68L69 47L68 48H70L69 49V51H68V53L71 51V48H72V45H73V43H74V46H75V43H77L78 42V44H81V41H86V42H82V45L84 44V43H86V47H83L82 45H80L81 46V48H80V46L78 47V48H76V50L78 51V58H77V61H81L80 62V65H81V67L83 66H85L86 67V65H88V63H89V58L90 57H92L93 55V57H97V59H98V56L101 58H99L98 59V63H99V65H102V64H100V62L102 61V57H101V55H100V53H98V51L96 50V47L95 46H97L98 45V50H99V48L101 49V48H103L102 50L103 51H106V50H111V49H107L106 47L107 46H109L110 47V45L112 46L113 44H114V46L115 47H113V49H115L116 51H118L119 49H123V53L125 54V55H130V52H131V55H130V58H129V60L133 57V59L134 58H136L137 59V56H135V55H137L136 53H139L140 52V48L141 47H139V45H141L142 47H144V45H142V44H140L139 42V44L136 42V43H134L135 45H134V47L131 45V44H133L132 42L135 40H137L138 41V39H139V37L137 38L134 34L135 33H133V25L135 24V22L134 21H128L125 17H130L131 19L133 18L132 17V15L130 14L132 11H131V9H132V6H131V4L129 3V4H127V2H124V4L122 3ZM160 1V2H159ZM170 0H150V2H149V4H148V10H149V12L151 11L150 9L153 7V9L154 10H152L153 11V13L155 12V10H157L156 12H155V16H154V14L152 15V13H151V15H150V17L148 18V17H146L147 18V20H145L146 22V26H148L147 28H148V30H149V32H150V35L157 41V43L160 45L161 43H164V45L165 44H167V46H168V48H170L169 49V51H171L173 54H174V56L176 55L175 53H178V51H179V46H180V38L182 37V36H186V38L188 39V41H190L191 39L193 40L194 38H195V36L197 37V35H198V33L200 32V29H206L207 30V27L209 28V24H211L212 25V23L214 24V22L216 23V22H218V21H215V19H218V18H216V16L217 17H219V19L221 18L220 16L222 15V19H224V21L222 20V23H220L221 25L219 26H214V25H212V28H213V30H210V32H208L207 34L209 35V37H207L206 35H204V37L203 38H201L200 40H198V42L196 41V45H201L202 44V49L203 48H205V46H206V48L208 47L207 46V44L209 45V41H210V39H213V38H215V36H216V34H217V36H219L220 34H222V30L224 29V28H222V26H227V28L228 29H233L232 31H234V28L233 27H238L241 23H244L245 22V18L244 17H242V15H244L245 13H247V8L249 7V6H251V5H253V3H252V0H192V1H187V0H172V2L170 1ZM101 2V1H100ZM119 2V3H118ZM159 2V3H158ZM214 2V3H213ZM86 4V2H83V4ZM102 3H104V2H102ZM121 3V4H120ZM189 3V4H188ZM194 3L195 4H197V5H194ZM198 3H204L203 5L202 4H198ZM113 4V5H112ZM126 4V5H125ZM171 4H172V6H171ZM186 4V5H185ZM110 5H112V6H110ZM122 5H123V7L124 8H122ZM125 5V6H124ZM163 5V6H162ZM191 5V6H190ZM205 5V6H204ZM215 5V6H214ZM103 6H101V7H103ZM120 6V7H119ZM128 6H130V7H128ZM160 6H161V8H160ZM165 6L167 7V8H165ZM169 6V7H168ZM174 6V7H173ZM176 6H178L177 8L179 9V11L177 12V8H176ZM179 6L181 7V8H179ZM187 6H189V7H187ZM198 6V7H197ZM200 6V7H199ZM158 7H159V9H158ZM186 7V8H185ZM191 7V8H190ZM195 7V8H194ZM25 8V9H24ZM112 8V9H111ZM119 8H120V10H119ZM187 8H189V11H188V9ZM200 8V9H199ZM20 9V10H19ZM23 9V10H22ZM160 9H161V11L163 12V14H160V16H159V14L157 13V12H159V13H162V12H160ZM165 9V10H164ZM196 9H198L197 11H196ZM122 10V11H121ZM131 12H130V11ZM159 10V11H158ZM173 10V11H172ZM236 10V11H235ZM21 11H22V13H21ZM25 11V12H24ZM128 13L127 14V16H125V15H122V13L123 14H126V12ZM184 11V12H183ZM120 14H119V13ZM130 12V13H129ZM148 12V11H147ZM170 12V13H169ZM174 12V13H173ZM187 12V13H186ZM193 12H194V14H193ZM204 12V13H203ZM219 12H220V14H219ZM83 13V14H82ZM110 13H112V15H110ZM115 15H114V14ZM156 13L158 14V15H156ZM165 13V14H164ZM168 13V14H167ZM177 13V14H176ZM198 13V14H197ZM202 13V14H201ZM222 13V14H221ZM81 14V15H80ZM87 14V15H86ZM117 14V15H116ZM147 14V13H146ZM145 14V15H146ZM174 14V15H173ZM197 14V15H196ZM200 14V15H199ZM218 14H219V16H218ZM10 15V16H9ZM98 15V14H97ZM100 15V14H99ZM106 15V16H105ZM122 15V16H121ZM148 15V14H147ZM162 15H164L165 17L167 16V18H170L171 19V21L173 22V23H171V26H170V24H169V22H166V23H168V24H166L165 23V21H163V20H165V17L164 16H162ZM134 16V15H133ZM157 16H159L160 18H156ZM169 16V17H168ZM172 16V17H171ZM177 16V17H176ZM180 16V17H179ZM200 16H201V19L203 18V19H205L206 21H203L202 22V24L203 25H201V23H199L201 26H199V28L196 26V27H189L188 28V26H191V25H193V24H196L197 22V20L198 19H200ZM111 17H112V19L114 20H112L111 19ZM161 17L163 18V20L161 19ZM197 17H198V19H197ZM115 18V19H114ZM135 18V17H134ZM193 18V19H192ZM213 18H215V19H213ZM92 19H94V21H93V23H94V25H93V23H92ZM125 19V20H124ZM160 19V20H159ZM202 19V20H203ZM238 19V20H237ZM240 19V20H239ZM87 20H88V22H87ZM116 20L118 21V23H119V25H120V23L122 22V24L119 26L118 24H116L117 22H116ZM123 20V21H122ZM132 20H134V19H132ZM136 20V19H135ZM161 20L163 21V23L164 24H162L161 23ZM209 20V21H208ZM96 21V22H95ZM125 21V22H124ZM166 21H168L167 19H166ZM178 21V22H177ZM189 21V22H188ZM194 21V22H193ZM211 21H212V23H211ZM89 22L91 23V24H89ZM114 22H116V23H114ZM126 22H129V25L128 24H126L125 25V27H124V23H126ZM151 22V23H150ZM161 23L163 26H161V24H160V26H159V23ZM181 22V23H180ZM186 22H188V23H186ZM206 22V23H205ZM98 23V24H97ZM130 23H131V25H130ZM177 25H176V24ZM179 23V24H178ZM234 25H233V24ZM240 23V24H239ZM87 24H88V26H87ZM97 24V25H96ZM106 24V25H105ZM114 24H116V25H114ZM189 24V25H188ZM191 24V25H190ZM198 24V23H197ZM216 24H218V23H216ZM215 24V25H216ZM136 25V24H135ZM139 25V24H138ZM154 25H156V26H154ZM186 25H188V26H186ZM210 25V26H211ZM94 26V27H93ZM121 26L123 27V29L120 31V28H121ZM129 26V27H128ZM131 26V27H130ZM137 26V25H136ZM167 26H168V28H167ZM170 26V27H169ZM179 26H180V28H179ZM203 26V27H202ZM214 26V27H213ZM105 27H107V29H109V31H105L106 30V28ZM117 27V28H116ZM157 27V28H156ZM23 28V29H22ZM28 28H30V27H28ZM73 28V27H72ZM118 29L119 28V31L117 30L116 32H115V30L116 29ZM125 28V29H124ZM170 28V29H169ZM183 28V29H182ZM184 28H187L186 30L184 29ZM222 28V29H221ZM17 29H19L18 30V32H17ZM84 29V30H83ZM99 29L98 28H96V30H97V32L99 31ZM110 29H112V31H110ZM115 29V30H114ZM130 29H131V31H132V36H130ZM157 29V30H156ZM174 29V30H173ZM204 29V30H205ZM215 29V30H214ZM15 30H16V34L17 35H15V34H13V32L12 31H14V33H15ZM165 30V31H164ZM184 30V31H183ZM205 30V31H206ZM72 31V32H71ZM81 31H84V32H81ZM89 31V33H86V32H88ZM115 32V34H114V32ZM122 31H124V33L125 34H121V33H123ZM129 31V32H128ZM135 31V30H134ZM177 31V32H176ZM7 32V33H6ZM20 32V33H19ZM113 32V33H112ZM121 32V33H120ZM128 32V36H126L127 37V39H128V41H130L129 39H130V37H132L133 39H132V42H130V44H129V42H126V41H124V40H122V36L123 37H125V35H126V33ZM180 33V35H179V33ZM186 32V33H185ZM225 32V31H224ZM9 33V34H8ZM13 34V36H12V34ZM23 33V34H22ZM27 33H29L28 35H27ZM66 33V34H65ZM70 33V34H69ZM85 33V34H84ZM108 33V34H107ZM173 33H175V34H173ZM197 33V34H196ZM212 33V34H211ZM227 32H225V34H226ZM27 36H26V35ZM110 34V35H109ZM118 34V37L116 36L115 37V35H117ZM195 34V35H194ZM225 34H222V36L223 35H225ZM4 35V37H2ZM11 35V36H10ZM16 37H15V36ZM22 35V36H21ZM23 35H25V37L23 36ZM71 35V36H70ZM87 35V37L85 38V36ZM89 35H93L94 37H95V39L93 40V36H89ZM109 35V36H108ZM167 35V36H166ZM189 35H190V37H189ZM193 35V36H192ZM228 35V34H227ZM232 34L230 33V35H228V37L230 38L229 39V43H228V46L227 45H219L220 47L219 48H215L214 49V54H213V60H212V58H210V60L211 61H209V62H211V63H207V61H205V60H203L202 62H203V65L204 66H201V62L199 61V63H198V61H193V59H190L191 60V62H190V64L192 65L193 64V66H191V65H189V67L191 68V69H189V70H193L194 71V69L195 68H197V70H199L200 69V71H202V67H206V68H208V69H214L217 65H218V63H219V61H220V63L219 64H223V63H227V64H229L230 63V61H229V59L231 60V58L229 57L230 55H228V54H230L231 53V51L233 52L234 50H236L237 48H238V46H239V48H241L242 50H245L246 49V46L243 44V43H241L242 41H241V36H239V38L237 37L236 38V40L233 38L232 39V36H231ZM8 36V37H7ZM21 36V37H20ZM67 36V37H66ZM115 38H114V37ZM120 36V37H119ZM130 36V37H129ZM157 36V37H156ZM172 36H174V37H172ZM31 39H30V38ZM34 37V38H33ZM36 37V38H35ZM74 37H76V33H75V36ZM90 37H93V38H91L90 39ZM115 39H113V38ZM137 39H136V38ZM179 37V38H178ZM192 37V38H191ZM2 38V39H1ZM10 38H12V39H10ZM16 38H18V40L16 39ZM29 40H28V39ZM88 38L90 39V41L92 42H94V44H92V43H90V41H88ZM98 38V39H97ZM100 38V39H99ZM118 38H120V39H118ZM142 37H140V39H141ZM172 38V39H171ZM6 41H5V40ZM14 39H16V41L14 40ZM74 41H73V40ZM85 39H87V40H85ZM97 39V40H96ZM110 39V40H109ZM123 39H126V38H123ZM126 39V40H127ZM206 39V40H205ZM209 39V40H208ZM239 39V40H238ZM2 40V41H1ZM31 40V41H30ZM45 40V39H44ZM80 40V41H79ZM114 40V41H113ZM120 40V41H119ZM142 40V39H141ZM179 40V41H178ZM233 40V41H232ZM238 40V41H237ZM30 41V42H29ZM36 41V42H35ZM38 41V42H37ZM46 41V40H45ZM87 41H88V46H87ZM100 41V42H99ZM107 41V42H106ZM115 41H117V42H115ZM140 41V40H139ZM164 41V42H163ZM171 41V42H170ZM175 41V42H174ZM177 41V42H176ZM232 41V42H231ZM237 41V42H236ZM240 41V42H239ZM20 42V43H19ZM26 42H29L28 44H26ZM99 42V43H98ZM121 42V43H120ZM141 42V41H140ZM160 42V43H159ZM174 42V43H173ZM178 42H179V44H178ZM190 42H192V41H190ZM12 43V44H11ZM16 43V44H15ZM21 43H23L24 44V47H26V49H21V47L23 46V44H22V46H21ZM32 43H33V45L35 44V48H34V50L35 49H37V50H35V51H33V45H32ZM69 43V44H70ZM91 44V46H89L90 44ZM106 43H108V45L106 44ZM118 43H120L119 45H118ZM171 43H172V45H171ZM237 43V44H236ZM20 44V45H19ZM105 44V45H104ZM136 44H138V45H136ZM204 44V45H203ZM243 44V46H241ZM17 45H18V48H17ZM32 45V46H31ZM77 45V44H76ZM104 45V46H103ZM117 45H118V48H116L117 47ZM131 45V46H130ZM171 45V46H170ZM236 45V46H235ZM28 46H30V48L28 47ZM84 46H85V44H84ZM101 46H103V47H101ZM106 46V47H105ZM204 46V47H203ZM224 46V47H223ZM28 47V48H27ZM82 47H83V49L85 50H83L82 49ZM95 47V50H92V48H94ZM104 47L106 48V50H104ZM126 47H127V49H126ZM131 47H132V49L133 50H135V52H133V53H135V55L134 54H132V49H131ZM200 47V46H199ZM218 47V46H217ZM231 47H233L232 49H231ZM88 50H90V54L91 55H88L89 54V51H87V49ZM138 48V49H137ZM164 48V47H163ZM162 47L161 48H159L158 50H157V52H156V54L154 55V59H156V61H158L157 63H159V66H160V68H161V70L162 71H164L165 73H168V72H166L167 71V66H168V63L165 61V59H167V58H169V57H167L166 55H164V60L163 59H161L163 56V54H167V53H169V51H168V49L167 48H164L163 49ZM245 48V49H244ZM20 49V50H19ZM31 49H32V51H31ZM138 51H137V50ZM163 50V52L165 51V49H167V51L168 52H166L165 51V53H163L162 52V50ZM176 49H178V50H176ZM217 49V50H216ZM17 50H18V52H17ZM111 51L112 53H114V52H116V51ZM224 50V51H223ZM226 50V51H225ZM21 51H23V52H21ZM30 51V52H29ZM94 51H96L97 53H95ZM100 51V50H99ZM137 51V52H136ZM228 51V52H227ZM230 51V52H229ZM21 52V53H20ZM24 52H25V55H24ZM108 52V51H107ZM111 52H109V53H111ZM160 52H162V54L160 53ZM171 52H170V54H171ZM220 52H221V54H220ZM226 52V53H225ZM30 53V54H29ZM92 53H93V55H92ZM111 53V55H113ZM12 54V55H11ZM22 54V55H21ZM34 54V55H33ZM161 54V55H160ZM224 54V55H223ZM28 55V56H27ZM35 56V57H33V56ZM79 55H80V57H79ZM88 55V56H87ZM157 55V56H156ZM12 57V59H11V57ZM25 56V57H24ZM123 55H121V57H122ZM143 56V58L145 57V54L144 55H142L141 54V56L140 57H142ZM162 56V57H161ZM166 56V57H165ZM173 56V55H172ZM217 56V57H216ZM226 56V57H225ZM240 56V58H242V66L241 67H243V68H245V67H248L249 65L246 63V64H244L245 63V61H244V55L243 54H240L239 55ZM21 57V58H20ZM26 58V59H24V58ZM129 57V56H128ZM150 56H148L147 58H149ZM221 57H222V59H221ZM225 59H224V58ZM229 57V58H228ZM8 58L10 59L9 61H14V62H16L15 64V66L13 67V64H11V62L10 63H8L9 61H8ZM19 58V59H18ZM66 58L67 59H65V60H70V59H72L71 58V54H68L67 56H66ZM81 58V59H80ZM112 58H115V55L114 56H112ZM147 58H145L144 60H142V58H141V60H139V61H137L136 63H134L133 62V60H130V62H129V60H128V62L132 65L133 63L135 64V66H136V64L138 65L139 63H141L138 67L141 69L140 70V72L141 73H144V71H146L144 74H146V76H148V80L150 81L151 79H149L150 77H151V75L153 74L152 72H153V69L152 68H150L151 66H152V58L150 59H147ZM158 58H159V60H158ZM170 58H171V56H170ZM169 58V60H171ZM177 58V57H176ZM216 58V59H215ZM219 58V59H218ZM7 59V60H6ZM35 59H38L37 60V63L35 64V66H33L34 65V62H35ZM116 59H117V57H116ZM114 60V59H112V61L113 62H119V61H121V62H119L120 63V65L122 64V65H126V63H125V61H123V59L121 60L120 58L118 59V60ZM214 59H215V61H214ZM228 59V60H227ZM26 60V61H25ZM64 60V59H63ZM62 60V61H63ZM169 60H168V62H169ZM8 61V62H7ZM25 61V62H24ZM28 61V62H27ZM39 61V62H38ZM68 61H63L62 63L63 64H61V62H59L60 63V65H62L61 66V68H59L60 67V65H59V67H58V65H57V63L58 62H55L54 64H55V66H54V68L57 66L58 68H59V70L58 69H54V70H56V72L58 71V73H59V75L63 72H65V70H67V68L65 67L66 65L68 66L69 65V63H68ZM87 61V62H86ZM131 61H132V63H131ZM141 61V62H140ZM148 61V62H147ZM160 61V62H159ZM175 61V57L173 58V60H171L170 61V63H169V65L171 66V63H173ZM177 61V60H176ZM217 61H218V63H217ZM227 61V62H226ZM229 61V62H228ZM67 62V63H66ZM103 62V61H102ZM139 62V63H138ZM162 62H163V64H162ZM166 62V63H165ZM213 62V63H212ZM26 64V63H30L28 66H26V68L24 69V71L23 70H20L21 69V64ZM32 63H33V65H32ZM128 63V64H129ZM147 63H150V64H147ZM175 63V62H174ZM216 63V64H215ZM0 64H1V62H0ZM8 64V66L9 65H11V68H10V66L8 67V66H6ZM19 64V66H17ZM118 64V63H117ZM127 64V65H128ZM166 65V68L164 67L165 65ZM195 64V65H194ZM39 65H40V67H39ZM53 65V64H52ZM119 65V66H120ZM244 65V66H243ZM4 66V69L2 68ZM31 66V67H30ZM147 66V67H146ZM162 66L164 67V68H162ZM195 66V67H194ZM212 66H213V68H212ZM264 66V65H263ZM8 67V68H7ZM38 67V68H37ZM53 67V66H52ZM51 67V68H52ZM63 67H64V69H63ZM116 67V66H115ZM122 67V66H121ZM120 67V68H121ZM137 67V66H136ZM178 67L179 66H176V64H174V67L172 66V68L171 67H168V68H171V69H173V72H174V75L175 76H178L179 75V72H178ZM1 68H2V70H1ZM147 68H149V69H147ZM242 68V69H243ZM18 69V70H17ZM38 69V70H37ZM40 69V70H39ZM61 69V70H60ZM102 70H103V68H101ZM105 69V68H104ZM117 69H119V67L117 68L116 67V71H113V69L111 68V70L109 69H107L106 71L104 70V71H102V72H100L98 75H100L99 77H98V82L99 83H104V84H102V85H105V83H106V85H107V82L108 81H110L111 83H112V80L115 78V80H116V77H117V75H116V73L118 72L117 71ZM121 69H123V68H121ZM152 71H151V70ZM166 71H165V70ZM241 69V68H240ZM43 71H44V69H42ZM51 70V69H50ZM49 70V71H50ZM63 70V71H62ZM139 69L137 68V73L136 74H138V71ZM21 71H23V72H21ZM36 71V72H35ZM37 71H38V73H37ZM52 71V72H51ZM50 71V73L51 74H53L52 75V77L54 78V77H56V75H57V73H56V75H55V73H53V69ZM61 73H60V72ZM68 71V70H67ZM120 71V70H119ZM192 71V73L189 71V74L187 75V76H190V78H188L187 76V79H186V77L184 78L185 80H182L183 78V74L181 75L182 77H181V80L182 81H188V80H190L189 82H191V81H193V79L191 80V78H192V74H194V72ZM20 72H21V74H20ZM25 72V73H24ZM105 73V75H106V78H104L105 76H103L104 75V73ZM135 72V71H134ZM139 72V73H140ZM178 72V73H177ZM61 74V76H63V75H65V76H63L62 78H64V79H66V78H69V75H70V73L69 72H65L64 74ZM101 73H103L102 75H101ZM125 73V72H124ZM128 74H129V72H127ZM149 73H152L151 75L149 74ZM191 73V74H190ZM33 74V75H32ZM41 75V76H38V75ZM69 74V75H68ZM118 74V73H117ZM132 73L130 72V74L129 75H131ZM135 74V73H134ZM134 74H132L131 76L133 77V75ZM135 74V75H136ZM178 74V75H177ZM35 75V76H34ZM66 75H68V76H66ZM83 75H85V74H83ZM89 75V74H88ZM120 75H121V72H120ZM125 75H126V73H125ZM24 76V77H23ZM26 76V77H25ZM37 76V77H36ZM93 76H95V75H93ZM116 76V77H115ZM123 76H124V74H123ZM150 76V77H149ZM16 77V78H15ZM20 77V78H19ZM23 77V78H22ZM39 77H41V78H39ZM86 77H87V74H86ZM86 77H85V79H84V77H83V80H81V82L82 81H84L83 82V85H86V83H85V80H86V82H87V79H86ZM127 77V76H126ZM125 77V78H126ZM130 76H128V78H129ZM136 77V76H135ZM169 78H166V80H167V82H169V84H172L174 81H173V79H172V77H170V76H168ZM26 78V79H25ZM29 78V79H28ZM36 78H38V79H36ZM89 78V77H88ZM180 78V77H179ZM178 78V79H179ZM22 79H24V80H22ZM63 79V80H64ZM171 79H172V81H171ZM28 80V81H27ZM31 80V81H30ZM35 82H34V81ZM69 80H70V78H69ZM148 80H143V82L142 83H148L149 81ZM196 80V79H195ZM12 81V82H11ZM17 81V82H16ZM21 82V84L19 85V82ZM42 81H44V82H42ZM68 80L66 79L65 80V82H64V84L65 83H67V84H65V86L67 87H69L70 86V83L71 82H67ZM121 81V80H120ZM120 81H118V82H116V83H118V85H122L121 83H123V84H125V83H128L127 81L126 82H124V81H122V82H120ZM179 82H180V80H178ZM181 81V82H182ZM196 81H198V80H196ZM14 82V83H13ZM30 82H32V84L30 83ZM41 82L43 83V84H41ZM120 82V83H119ZM28 83H30V84H28ZM33 83H35V84H33ZM37 83H38V85H37ZM150 83V82H149ZM12 84H14V85H12ZM18 84V85H17ZM40 84V85H39ZM128 84H130V83H128ZM132 84H134L133 82H132ZM43 85V86H42ZM20 87V89H19V87ZM42 86V87H41ZM123 86V85H122ZM121 86V87H122ZM41 87V88H40ZM180 89H182L181 91H183V90H185L186 88H184V87H179ZM179 88H178V90L177 91H179ZM66 89V88H65ZM187 89H189V88H187ZM21 92H20V91ZM30 90H31V92H30ZM77 91V92H75L74 94H73V92L71 93V95H73V96H71L70 95V93L68 94V92H67V94L66 93H64L63 91L64 90H62V89H60V91H59V96H58V99H59V104L58 105H60V102L61 101H63L64 103L62 104V105H64L65 107H67L66 108V113L64 112V118H66V117H68L67 115H69L68 113L69 112H71L70 113V116H71V118H72V115H73V118L74 119H78L80 116L78 115L79 113L78 112H76L75 111V109L77 108H79V106H82V107H80L81 108V110H82V108H83V110L82 111H84V106H85V103L83 102V100H82V97L80 96V95H82V93H81V91L79 92V90H76V89H71V90H69V91ZM147 90V91H146ZM146 90H143V93H148L150 90L149 89H146ZM171 90V89H170ZM173 90V89H172ZM61 91H62V93H61ZM120 91H125L123 88H122V90H120ZM137 91V90H136ZM23 92V93H22ZM99 93H101V92H99ZM62 94V95H61ZM66 94V96H64ZM157 94H159V96H161V94L158 92ZM25 95H27V96H25ZM77 95H78V98L80 99H77ZM99 95V94H98ZM150 95H153L152 93L150 94ZM17 96V97H18ZM34 96V97H33ZM141 97L140 98H137L136 99V97H134L135 99H131V101H130V98H128V97H125V96H122V95H120L119 97H121L120 98V103L118 104V106H117V108H113V109H118L119 111H120V115L122 116V120L121 119H118V118H115L114 119V114H113V116L110 118V120H109V122L110 123H112V124H110V126L108 127V126H104V125H102V124H99V121L97 122V120H98V118H92V121L91 122H93L94 121V125L96 126L95 128H97V129H95L94 128V125L91 127L90 125H91V123H89L88 125L90 126V127H88V125L86 126V127H88V128H86L85 126H83L84 128H85V131H86V133H85V136H86V134H87V136H86V139H87V141L90 143V142H92L91 140H92V138L91 137H93L94 139V143L95 142H100V138H101V136L102 135H105L106 136V138H107V136H108V139H110L111 141H109L108 139H106V141H107V145H106V147H104L103 145H101L100 144V146H99V143H98V145H96V144H93L92 145V143H90L91 144V149H92V152L94 153V154H100V155H102L101 157L102 158H98V160H96L94 163H95V166H94V163H93V167L92 168H89V164H90V162H91V160H90V158H89V156L87 155L86 156V154H82V156L80 155V154H77V155H80V157L83 159H85V165L86 166H84V167H88L89 168V170L91 169V170H93V171H88L87 169H85L83 172L85 173H83L82 171H80L79 173H81V174H79L77 177H79V176H82L81 178H83L84 177V179H82V180H85V181H89V180H91L92 181V183H94V182H96V183H94V185H97V186H95V187H97V188H103L105 191H107L108 189L107 188H105V186L107 187V186H110V185H113V184H111L113 181H111V180H115V182H117L118 181V183L120 182L119 181V178L120 177H118L117 178V176H119L118 175V173H120V175L122 176V178H120V179H123V177H125L124 175H123V173H125V175H129L130 173L131 174H133L134 172H138V171H140V170H142V166L145 164V161H146V159H145V161H144V164H143V161L141 160L142 159V156L143 155H141V159H138V161H136V159L134 160L135 162H137L136 164H138V165H136V166H140L139 168V170L137 171V167L136 166H132L133 168H130V169H128L127 167H125V164L127 163V161H128V158H125L126 156V154H129L130 152H132L133 150H135V149H143L142 151H143V153L144 152H152L153 151V149L154 148H162V149H164V150H169V148H170V150L169 151H171V149H172V151L173 150H175V148H179V146H178V144H179V142H178V140H177V136H176V132L173 130V128L171 127V125H168V124H166L165 125V123H162L161 122V120L160 119H162L161 117L163 116V115H165L164 113H160V112H163V109H164V112H166L165 111V105L166 104H164L165 102L163 101V99L161 98V97H158L154 102H153V104H154V107L156 108V109H154V110H156L155 111V113H152V115L154 116V118L152 117V115H150V119L148 118V120H150V121H144V119H143V123L141 122V123H134V121L136 120L135 118H138V117H140L141 115H142V111L143 110H141L142 109V104H144V108H149L151 105H153V104H148V103H146V99L145 98H142L143 96H144V94L143 95H140ZM36 97V101H35V98ZM38 97H39V99H38ZM42 97V98H41ZM66 97V98H65ZM72 97H74V98H72ZM102 97H105L104 96V94H101V96H97V98L100 100ZM19 98V97H18ZM68 98V99H67ZM106 98V97H105ZM60 99H62V100H60ZM66 99V102H69V103H65V100ZM76 99H77V104L75 103V101H76ZM127 101H126V100ZM129 99V100H128ZM31 101L32 103H29L28 101ZM34 100V101H33ZM38 100V101H37ZM124 100V101H123ZM159 100V101H158ZM27 101V102H26ZM71 101L74 103L73 104V106H72V103H71ZM121 101H122V103H121ZM129 101V102H128ZM136 101V102H135ZM38 102V103H37ZM47 103V104H45V105H43V104H40V103ZM78 102H80V103H78ZM125 102V103H124ZM26 103V104H25ZM34 103H35V105H34ZM37 103V104H36ZM62 103V102H61ZM159 103V104H158ZM163 103V104H162ZM175 103H176V106H177V102L176 101H174L173 103H171V105L173 104V108H174V105H175ZM188 103H189V105L191 104V105H195V103H194V101L193 100H190V101H188ZM21 104H22V106H21ZM30 104V105H29ZM78 104H81V105H79L78 106ZM124 104V105H123ZM126 104V105H125ZM156 104H158V105H156ZM25 105V106H24ZM44 106V108H43V106ZM62 105H60V106H58V109L60 110L61 109V111H62V107H64V106H62ZM147 105V106H146ZM194 105H193V107H194ZM210 105H212V104H210ZM17 106H19V108L17 109ZM31 106V107H30ZM78 106V107H77ZM124 106H126V107H124ZM132 106V107H131ZM138 106L140 107V109L138 108ZM149 106V107H148ZM21 107V108H20ZM41 107L43 108V110L41 109ZM71 109H70V108ZM73 107V108H72ZM119 107H121V108H119ZM37 108V111H33V110H35V109ZM79 108V109H80ZM127 108V109H126ZM22 109V110H23ZM39 109V110H38ZM65 108H63V111H65L64 110ZM70 109V111H68L67 112V110H69ZM73 109V110H72ZM126 109V110H125ZM131 109V110H130ZM137 109V110H136ZM129 110V111H128ZM135 110V111H134ZM140 111L141 110V114H139V113H137V111ZM154 110H152V112H154ZM30 111V112H29ZM124 111V112H123ZM188 111H189V109H188ZM23 112H25V109H24V111ZM32 112V113H31ZM41 114H40V113ZM131 112V113H130ZM158 112L160 113V114H158ZM30 113V115H28ZM128 113V114H127ZM136 113V114H135ZM190 115V118H189V121H188V123H189V130H187L186 128H183V126H181V125H179L180 127H182V129H180V127H179V129L181 130V132H182V130L183 129H185V132H187L188 134H189V138H186L185 136L187 135V133H186V135H185V132H183L182 133V138H183V141L184 140H189L190 139V141H191V145H193V144H195L196 145V138L194 137V135H195V133H196V129H195V125H196V122H195V112H188ZM192 113V114H191ZM65 114H66V116H65ZM123 114V115H122ZM129 115V116H128ZM136 115H139V116H137L136 117ZM157 115V116H156ZM41 116V117H40ZM69 116V117H70ZM77 116V117H76ZM135 116V117H134ZM38 117V118H37ZM127 117V118H126ZM131 117V119H129ZM156 117V118H155ZM159 117V118H158ZM34 118V119H33ZM64 118H62V120L63 121H61L62 123H64L65 122V119ZM53 120V121H52ZM52 120L50 119V121H52V122H54V118H52ZM123 120H125V121H123ZM131 120V121H130ZM154 120H155V122H154ZM96 121V122H95ZM103 121V120H102ZM119 121H120V123H119ZM191 121V122H190ZM161 122V123H160ZM182 122V121H181ZM98 125H97V124ZM123 123H126V124H123ZM93 124V123H92ZM116 124H118V125H116ZM139 124H140V126H139ZM142 124V125H141ZM153 124V125H152ZM156 124V125H155ZM160 124H162V127H164V128H162L161 126H160ZM164 124V125H163ZM181 124V123H180ZM192 124V125H191ZM116 125V126H115ZM121 125H127V127H125V129L124 128H122V126ZM159 125V126H158ZM98 126H100V127H98ZM103 126H104V128H103ZM114 126V127H113ZM121 126V127H120ZM132 126V127H131ZM167 126V127H166ZM194 128H193V127ZM201 126V128L202 127H204V125H200ZM130 127V128H129ZM152 127L154 128V127H158L160 130H156L159 134H156L157 132L155 131V132H153L152 134H149L148 132H150V130L152 129ZM171 127V128H170ZM91 128V129H90ZM92 128H94L95 130H93L92 131ZM100 128V129H99ZM101 128L103 129V130H101ZM107 128L108 129H110V130H112V131H114L113 132V134L111 135V137H109L110 135H108V134H111V131L109 132V130H107ZM188 128V127H187ZM191 128V129H190ZM87 129H88V131H90L89 132V134L87 133L88 131H87ZM122 129H124V130H122ZM142 129V130H141ZM149 129V130H148ZM164 129H166V130H164ZM192 129H194V130H192ZM203 130V132H201V135L204 137V139L205 140H207L208 141V136H210V133L211 132H207V130L206 131H204V129H206V128H202ZM108 131V132H104V131ZM119 130V131H118ZM122 130V131H121ZM187 130V131H186ZM97 131H98V133H97ZM134 131V132H133ZM162 131V132H161ZM184 131V130H183ZM94 133V134H96V136H92L91 135V133ZM117 132V133H116ZM126 132V133H125ZM129 132H131V133H129ZM144 132H146V133H144ZM169 132V133H168ZM173 132H175V133H173ZM205 132H207V133H205ZM92 133V134H93ZM120 133V134H119ZM121 133L123 134V135H121ZM165 133V134H164ZM171 133V134H170ZM101 134V135H100ZM135 134H136V137L135 138H142V137H145V136H147L149 139L147 140L146 139V141L144 140V145H143V147H146L145 148V150H144V148L142 147V146H140V147H138V148H135V146L133 147V143H131V139H132V137L133 136H135ZM156 134V135H155ZM173 134H175V136L173 135ZM209 134V135H208ZM115 135V136H114ZM118 135V136H117ZM126 135V136H125ZM141 135V136H140ZM150 135H154L153 137L152 136H150ZM158 135V136H157ZM169 135V136H168ZM100 136V137H99ZM117 136V137H116ZM121 136V137H120ZM156 136V137H155ZM167 136H168V138H167ZM174 136V137H173ZM99 137V138H98ZM166 137V143L164 144H158V145H156V147H155V144L153 143L154 141H156V140H158V139H162V138H165ZM188 137V136H187ZM193 137L195 138V140L193 139ZM97 138V139H96ZM118 138V139H117ZM127 138V139H126ZM131 138V139H130ZM126 139V140H125ZM54 140V139H53ZM96 140V141H95ZM102 140V139H101ZM115 140V141H114ZM116 140H117V142H116ZM120 140V142H118ZM149 140H150V142H149ZM152 140V141H151ZM187 140V141H188ZM218 141L219 140V138L218 139H214V141ZM125 141V142H124ZM128 141V142H127ZM56 142V144L54 145V147H52V149H54L55 147H57V150H59V148H60V151L59 152H61V147H60V145H58V142L57 141H55ZM110 142V143H109ZM121 142H122V144H121ZM147 142V143H146ZM193 142H195V143H193ZM100 143H102V141L100 142ZM114 143V144H113ZM150 143V144H149ZM112 145V147H111V145ZM128 144H129V146H128ZM172 144V145H171ZM57 145V146H56ZM98 147V150H97V147ZM120 145V146H119ZM125 145V146H124ZM162 145V146H161ZM72 146H74L75 147V145L74 144H72ZM115 146V147H114ZM122 146H123V148H122ZM190 145H186V147H187V149L188 150H191V149H193L194 150V148H190V147H192V146H190ZM194 146V145H193ZM50 147H51V145H50ZM59 147V148H58ZM73 147V148H74ZM104 147V148H103ZM111 147V148H110ZM113 147H114V149H113ZM130 148L131 149V151H129L130 149H128L127 150V148ZM172 147V148H171ZM195 147V146H194ZM95 148V149H94ZM101 148V149H100ZM133 148V149H132ZM148 148V149H147ZM152 148V149H151ZM174 148V149H173ZM43 149H47V147H45V148H43ZM52 149H50V150H47V152L46 153H48V155L50 154L51 156H50V158H53V157H56V156H58L55 152H54V154H53V151H52ZM108 149V150H107ZM113 149V151H109V150H112ZM117 149V150H116ZM120 149V150H119ZM56 150V151H57ZM115 150V151H114ZM49 151V152H48ZM101 152V153H98V152ZM117 151V152H116ZM119 151V152H118ZM125 151V152H124ZM136 151V150H135ZM142 151H141V154H143L142 153ZM192 151V150H191ZM96 152V153H95ZM121 152H122V155H121ZM93 153H92V155H93ZM112 153H115V154H112ZM140 154V153H139ZM139 154H137L138 156H139ZM54 155V156H53ZM112 156V157H111ZM115 156V157H114ZM136 156V155H135ZM137 156V157H138ZM79 157V156H78ZM79 157V158H80ZM91 157V156H90ZM222 157V156H221ZM228 157V156H227ZM106 158V159H105ZM115 158V159H114ZM119 159V160H117V159ZM136 158V157H135ZM139 158V157H138ZM99 159H102V161H101V164L99 163L100 162V160ZM111 159V160H110ZM86 160H87V162H86ZM105 160V161H104ZM107 160H109V161H111L110 163H108V164H106L105 165V163L106 162H109V161H107ZM148 160V159H147ZM117 161V162H116ZM122 161V162H121ZM124 161V162H123ZM126 161V162H125ZM133 161V162H134ZM135 162H134V165H135ZM141 162V163H140ZM122 163H123V165H122ZM92 164V163H91ZM111 165V166H110ZM114 165V166H113ZM97 166V167H96ZM102 166V167H101ZM117 166V169H114L115 167ZM121 168H120V167ZM123 166H124V168H123ZM96 167V168H95ZM111 167H113L112 169H111ZM135 167L137 168V169H135ZM146 167H147V165H146ZM146 167H144L143 168V172H144V170L146 171V170H149V168H151V169H153L154 170V168L152 167V165H148V167L146 168ZM25 168V167H24ZM24 168H22L21 170L22 171H24L25 169ZM94 168L96 169V170H94ZM99 169H100V171H99ZM113 169H114V171H113ZM123 171H122V170ZM99 171V173H98V171ZM101 170L103 171V172H101ZM121 170V172H119ZM126 170V171H125ZM133 170V171H132ZM134 170H136V171H134ZM180 170V169H179ZM87 171V172H86ZM117 171V172H116ZM152 171V170H151ZM185 171V172H184ZM156 172V171H155ZM154 172V173H155ZM184 172V173H183ZM183 172L181 171L180 172V174H181V177L183 178L182 180H181V182H180V185L182 186V189H183V191H184V193H187V191H188V195L189 196H191V194L192 193H196L195 191H196V185H194L193 184V186H192V182H191V180H189L190 179V177H189V175H188V173L186 172V170H183ZM31 173V172H30ZM88 173V174H87ZM91 173H92V175H91ZM96 173V174H95ZM106 175H105V174ZM136 173H135V175H136ZM151 173H153V172H151ZM149 174L148 176H146V178L147 179H145V178H143V177H141V176H139V174L140 175H143L142 173H141V171H140V173L138 172L137 173V175H136V177H138V178H141L140 180H142L140 183L138 182L134 187H133V190L130 192V196L129 195H125V196H123L126 192L128 193V191H124V190H126V189H121V188H119V186H118V188L117 189H119V190H117V192H118V194L119 193H122L120 196L123 198V197H125V202H130L131 200L133 201L134 199H136V198H141L142 199V204L139 206V207H141V209H143V207H146L147 208V210L149 209V207L151 206V208L149 209L150 211L152 210V207H153V205L155 204V205H158V202L161 200V202H162V204L163 205H165L167 208L170 206V204H174V202L175 201H178V203L179 202H181V200L183 201V202H186V200H188V196H187V194H186V196H184L185 194H183L181 191H178L177 189L175 190V188H174V190L171 188V187H169L170 188V190H167V189H169L168 187H166V182H165V180L163 179V177L161 176V175H159L158 173H155V175L154 174ZM87 174V175H86ZM117 175V176H116ZM152 175H153V177H152ZM40 176V175H39ZM39 176L37 175L36 177H34L33 179H32V181L35 183H37V187L36 188H38L42 183H43V180L42 179H40V178H43V176H40V178H39ZM85 176H86V178H85ZM100 176H105L104 178H105V181H104V179L103 180H101L99 177ZM110 176V177H109ZM92 177V178H91ZM115 177V178H114ZM129 177H131V176H129ZM209 177V178H208ZM208 177H206L205 179H204V181H203V184H204V186H208V185H210L212 182H213V177H211V176H208ZM40 180H39V179ZM80 178V177H79ZM90 178V179H89ZM99 178V179H98ZM117 178V179H116ZM212 178V179H211ZM87 179V180H86ZM153 179V180H152ZM161 179V180H160ZM39 180V181H38ZM150 180H152V181H150ZM102 181H103V184H102ZM162 181H163V183H162ZM184 181V182H183ZM23 183L25 182V181H22ZM41 182V183H40ZM45 182V181H44ZM56 182H60V181H56ZM90 182V181H89ZM99 182V183H98ZM121 182H122V180H121ZM145 182V183H144ZM208 184H207V183ZM118 183H116V184H118ZM136 183V182H135ZM150 183H154L153 185L152 184H150ZM53 184H55V182L53 183ZM121 184V183H120ZM162 184V185H161ZM213 184V183H212ZM164 185V186H163ZM184 185V186H183ZM227 185V184H226ZM224 186V190H226V191H228V190H230L232 187L235 189L236 188V185L234 184L233 185V183H231V184H229V185H227V186ZM26 186V187H25ZM229 186V187H228ZM235 186V187H234ZM25 187V188H24ZM143 187V188H142ZM148 187V188H147ZM192 187H194V188H192ZM25 189L26 190V188H27V184L26 183H24V186H22V187H20V189ZM43 188H45L44 186H43ZM158 188V189H157ZM233 188H232V190H233ZM21 189V191H23L24 193H23V196H30V197H32L33 196V194H28V192H26L25 190H22ZM121 189V190H120ZM153 189V190H152ZM238 189V188H237ZM157 190H158V192H157ZM163 190V191H162ZM167 190V191H166ZM186 190V191H185ZM191 190H193V192L191 191ZM160 191V192H159ZM171 191V192H170ZM198 191V190H197ZM231 191V190H230ZM26 192V193H25ZM137 192V193H136ZM147 192V193H146ZM155 192V193H154ZM166 192H167V195H166ZM180 192V193H179ZM191 194H190V193ZM225 192V191H224ZM251 192V191H250ZM104 193V192H103ZM153 193H154V195H153ZM165 193V194H164ZM232 193V192H231ZM252 193H253V191H252ZM145 194V195H144ZM173 194V195H172ZM249 194V193H248ZM34 195L36 196V193H34ZM197 195V194H196ZM250 195V194H249ZM141 196V197H140ZM165 196V197H164ZM168 196V197H167ZM173 196V197H172ZM180 196H183V198L182 197H180ZM247 194H245V197L243 196V195H241V197H239V199H236L237 200V203H235V204H239L240 203V207L241 208H246L247 206V199L248 198H250V197H252L251 195H250V197L248 196V198H247ZM120 197V198H121ZM143 197H144V199H143ZM243 197V198H242ZM128 198V199H127ZM166 198V199H165ZM177 198H179L180 200H178ZM186 198V199H185ZM246 198V199H245ZM148 199V200H147ZM168 200H169V202H170V204H169V202H168ZM174 200V201H173ZM240 200V201H239ZM243 200H245V201H243ZM145 201H147V202H145ZM154 201H157V202H155L154 203ZM173 201V202H172ZM233 201V200H232ZM143 202L145 203L144 205H143ZM147 203L149 204V206L147 205ZM192 204H195V206H193ZM190 206H191V208H189V206H188V209L190 210V214H188L187 213V215H185L186 217L184 218L185 219V222H180V224H177V228H182V229H185L186 231V236L185 237H187L189 240H191V241H189L187 238L183 241L182 239H180V240H178V241H173V237H174V235L173 234H166V235H161L159 232H158V230L156 229V228H154L152 225H147V222H146V224L144 223L143 225H139V226H136V228H135V230L137 229V231L135 232V233H130V236L128 237V239H126V241H121V242H116V239L118 238V237H120V234H119V232H115V233H113V241L109 238V239H105V241H106V243L108 242L109 244L110 243H112V244H114L115 245V247H118V248H116V252L117 251H122L123 250V247H124V250H125V248L127 249V248H133V249H135V250H133V251H131V253H130V251H128V254L126 255V253L127 252H125L122 256L124 257H126L128 260H130L131 258H138L139 257V255H137V254H140V257H145V256H147V255H142V254H146L148 251L147 250H149V251H152V252H157V250H159L158 252H166L170 247H174L175 248V245H177L176 246V249H177V252H179V257L180 258H184V257H187L188 256V258L190 257V258H193V259H196L195 261L193 260V263L194 262H196V263H202V262H206L205 260H207V263H210L209 261H214V262H223L224 263V261H225V259L223 258V256H222V254H221V248H220V250L218 249L219 247H220V245H219V242H218V238H217V234H216V232L213 230V228H212V226L209 224V222L207 223V224H205L204 222H206V221H203V226L202 225H200V224H202V220H205L206 218H204V219H198V216L196 215V212H192V210L191 209H193V208H197V205H196V202H194V203H192ZM143 205V206H142ZM154 205V206H155ZM245 205V206H244ZM193 207V208H192ZM224 208V209H223ZM225 208L226 207H222V209L223 210H225ZM154 210H157L156 208L154 209ZM165 210L167 211L168 209H166L165 208ZM194 211V210H193ZM195 211H196V209H195ZM180 212H182V210H180ZM232 212H234V214H232ZM231 212V219H236V214H238L239 213V211H237V212H235V211H232ZM176 213H179V210L178 211H176ZM225 213V212H224ZM193 215V216H192ZM189 216V217H188ZM192 216V217H191ZM194 216H196V218H194ZM235 216V218H233ZM188 217V218H187ZM186 219H187V222H186ZM189 219V220H188ZM194 220V221H193ZM199 220H201L200 222H199ZM182 221H184V220H182ZM189 221H192L193 223H191V222H189ZM197 222H198V224H197ZM185 224V225H182V224ZM192 225H191V224ZM131 224V226L134 224L132 221L129 223V225ZM194 224V225H193ZM146 225V226H145ZM255 227H256V229H258V231H260V232H256L257 233V235H258V233L261 235L259 238H264V236H263V234H264V225H260L259 223H255ZM144 226V227H143ZM180 226V227H179ZM202 226V227H201ZM192 227H194V229L192 228ZM144 228L146 229V232L148 231V233L146 234L145 233V231H144ZM211 228H212V231L210 232L209 230H211ZM187 229H190V230H187ZM191 229H193V230H191ZM198 229V230H197ZM205 229H206V231L208 232V234H207V232L205 231ZM140 230V231H139ZM153 230V232L152 233H149V232H151ZM189 231V232H188ZM198 231L200 232V233H198ZM203 233H202V232ZM158 232V233H157ZM185 232H182V233H185ZM188 232V233H187ZM225 232H226V230H225ZM196 234V235H194V234ZM158 234H160V235H158ZM193 234V235H192ZM210 234H211V236H210ZM216 234V235H215ZM118 235V236H117ZM184 235V234H183ZM247 236H243V238H244V241H245V237L247 238L246 239V241L249 239V237L250 238H252L251 236H249L248 234H246ZM256 235V236H257ZM115 236H117V237H115ZM134 236L135 237H139V238H141V239H139L138 237V239H136V240H141V242H142V244L141 243H139L140 241H136V240H132L133 238H134ZM162 236L164 237V239L162 238ZM190 236V237H189ZM199 236V237H198ZM215 236V237H214ZM226 236V235H225ZM157 237H158V240H157ZM172 237V238H171ZM212 237V238H211ZM255 237V236H254ZM115 238V239H114ZM160 238V239H159ZM198 238V239H197ZM205 238H207V240L205 239ZM147 239L148 240V243H146L147 242V240L145 241V240ZM149 239H151V240H149ZM203 239V240H202ZM211 239V240H210ZM129 240V241H128ZM159 240H161V241H159ZM165 240V241H164ZM205 240V241H204ZM261 241H263L264 242V240L263 239H260ZM259 240V241H260ZM110 241V242H109ZM150 241H152V243L150 242ZM168 241V242H167ZM186 241H187V243H186ZM189 241V242H188ZM211 241V243H209ZM216 241V242H215ZM130 242V243H129ZM150 242V243H149ZM156 242V243H155ZM163 242V243H162ZM166 242V243H165ZM175 242V243H174ZM185 242V243H184ZM200 242V244L198 245L197 243H199ZM205 242V243H204ZM215 242V244L216 245H214L213 243ZM118 245H117V244ZM123 243V245L122 246H120L121 244ZM133 243V244H132ZM159 243H160V245L162 244V246H157V245H159ZM180 243H182L183 245H181ZM190 243V244H189ZM195 243V244H194ZM152 244V245H151ZM174 244V245H173ZM197 244V245H196ZM210 244V245H209ZM255 244H257L256 246L258 247V246H260V243H252V246L253 247H256L255 246ZM259 244V245H258ZM100 245H102V243L100 242ZM130 245V246H129ZM171 245V246H170ZM191 245V246H190ZM192 245H194V246H192ZM203 245V246H202ZM207 245V246H206ZM213 246V248H215L217 251H214L215 249H213L212 247H209V246ZM219 245V246H218ZM262 246H263V244H261ZM95 246V245H94ZM119 246H120V248H119ZM146 246V247H145ZM166 246V247H165ZM179 246H180V248H179ZM205 246V247H204ZM249 246H250V244H249ZM249 246H247L246 245V247H248V249H250V247ZM251 246V247H252ZM136 247V248H135ZM139 247V248H138ZM163 249H162V248ZM169 247V248H168ZM184 247H186V249L184 248ZM187 247H189L188 249H187ZM192 247H193V250H192ZM203 247V248H202ZM145 248V249H144ZM184 248V249H183ZM244 249V251H243V253L245 252V251H249L247 248H245V247H243ZM196 249V250H195ZM199 249V250H198ZM230 249V248H229ZM145 250V252H142V251H144ZM184 250V251H183ZM209 250V251H208ZM211 250V251H210ZM231 250V249H230ZM195 251H196V253H195ZM204 251V252H203ZM212 251H214V252H212ZM134 252H137V253H134ZM142 252V253H141ZM183 252V253H182ZM185 252H187V253H185ZM191 252L193 253V255L191 254ZM197 252H200L199 254L197 253ZM211 252H212V254H211ZM171 253H173V251L171 252ZM205 255H208V257H209V255H211L209 258H211V260H209V259H207V257H205L204 256V254ZM135 254V255H134ZM175 254V253H174ZM181 254V255H180ZM218 254H220V255H218ZM232 254H233V257H235L236 258V256H237V260L238 259H242V258H245L244 257V254H241V252H240V254L239 253H235V252H232ZM184 255H187V256H184ZM215 255H218L219 256V258H213V257H216ZM235 255V256H234ZM241 255H243V256H241ZM121 256V257H122ZM173 256V255H172ZM202 256V257H201ZM239 256H240V258H239ZM124 257V258H125ZM131 257V258H130ZM173 257H175V255L173 256ZM173 257H172V259H173ZM178 257V258H179ZM198 259H197V258ZM204 257V258H203ZM221 257V258H220ZM262 257V259H259V258H261ZM171 258V257H170ZM179 258V259H180ZM200 258V259H199ZM202 258V259H201ZM212 258H213V260H212ZM224 259V260H223ZM258 261L261 263L262 262V264H264V256H260V257H258ZM202 262H201V261ZM260 260H262V261H260Z\"/></svg>","mask_w":264,"mask_h":264}]
</instances>
